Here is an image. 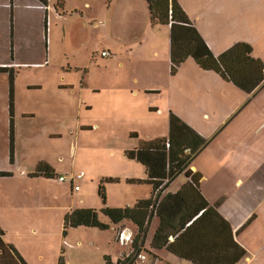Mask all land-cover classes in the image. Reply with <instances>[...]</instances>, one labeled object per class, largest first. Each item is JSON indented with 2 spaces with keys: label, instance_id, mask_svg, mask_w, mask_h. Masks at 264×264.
<instances>
[{
  "label": "rangeland",
  "instance_id": "374dc122",
  "mask_svg": "<svg viewBox=\"0 0 264 264\" xmlns=\"http://www.w3.org/2000/svg\"><path fill=\"white\" fill-rule=\"evenodd\" d=\"M149 12L146 0H0V215L16 203L38 228L16 238L34 264H106L103 251L117 262L132 249L135 239L116 240L115 225L65 229L64 219L153 195L146 167L127 151L168 137L179 68L172 72L171 27L152 25ZM141 88L159 91L131 93ZM41 162L55 165L54 179L32 176ZM79 172L82 179H60ZM186 182L175 177L160 200ZM158 225L154 215L144 241L149 261L193 264L153 247Z\"/></svg>",
  "mask_w": 264,
  "mask_h": 264
},
{
  "label": "crops",
  "instance_id": "0c3cea01",
  "mask_svg": "<svg viewBox=\"0 0 264 264\" xmlns=\"http://www.w3.org/2000/svg\"><path fill=\"white\" fill-rule=\"evenodd\" d=\"M178 1L216 56L238 42H246L252 45L253 55L264 62V0ZM177 75L174 86L179 109L172 106L170 109L208 140L193 159L191 170L202 174L203 194L229 220L236 239L247 250L246 260L236 264H264V84L255 92L247 93L216 71L203 69L193 58L181 64ZM157 90L141 88L131 93ZM51 136L55 138V133ZM51 167L55 171V165ZM17 208L16 203L6 204L7 216L0 215L3 238L27 264H34L16 238L30 231L38 234V228L27 223V218H20ZM260 221L263 228L259 229ZM113 225L119 227V232L123 228L137 231L133 223ZM11 233L15 236L8 239ZM134 239L131 251L123 252L116 261L129 259L131 264H152L144 244L141 251L135 250L139 243ZM138 253L145 254L146 258H139ZM102 254L105 260L108 253ZM43 259L42 255L38 257ZM173 264L179 262L174 260Z\"/></svg>",
  "mask_w": 264,
  "mask_h": 264
},
{
  "label": "trees",
  "instance_id": "16d2710c",
  "mask_svg": "<svg viewBox=\"0 0 264 264\" xmlns=\"http://www.w3.org/2000/svg\"><path fill=\"white\" fill-rule=\"evenodd\" d=\"M146 1L152 25L171 27L172 72L188 58H193L203 69L216 71L247 93L255 92L264 84V62L253 55L251 44L238 42L216 56L178 0ZM169 122L168 137L142 141L137 148L127 151L130 159L146 167L147 180L153 187L152 197L138 201L133 207L106 206L101 213L92 208L72 210L64 219L65 229L92 227L107 230L111 224L133 223L137 227L135 238L139 243L135 250L141 251L147 227L156 215L159 225L154 234L153 247L166 248L194 264H236L247 255V250L236 239L229 220L203 194L202 174L191 170L193 159L208 140L173 112ZM180 174L187 179L182 189L160 200L163 190ZM2 175L5 173L0 172ZM32 176L52 179L56 174L49 164L41 162ZM99 193L106 204L103 186ZM100 215L107 217L109 222L102 221ZM3 237L4 231L0 227V264H27L17 249L6 243ZM171 237L174 239L171 240ZM105 261L106 264H131L129 259L113 263L110 256H106ZM60 264H64V260Z\"/></svg>",
  "mask_w": 264,
  "mask_h": 264
},
{
  "label": "built area",
  "instance_id": "2783aa9c",
  "mask_svg": "<svg viewBox=\"0 0 264 264\" xmlns=\"http://www.w3.org/2000/svg\"><path fill=\"white\" fill-rule=\"evenodd\" d=\"M189 151V150H187ZM84 177V172H79L76 175H73L71 178H68L67 176H60V179L62 181H66L67 179H70L71 181H74L75 179H82ZM79 186H75V190H79ZM135 237V232L131 228H123L120 230L119 235H118V240L123 243V244H128L133 241ZM137 256L141 259H145L146 255L142 253H138Z\"/></svg>",
  "mask_w": 264,
  "mask_h": 264
}]
</instances>
